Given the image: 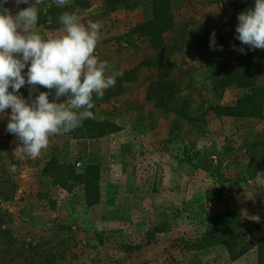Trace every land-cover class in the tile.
<instances>
[{"label": "rangeland", "instance_id": "rangeland-1", "mask_svg": "<svg viewBox=\"0 0 264 264\" xmlns=\"http://www.w3.org/2000/svg\"><path fill=\"white\" fill-rule=\"evenodd\" d=\"M32 2L5 7L15 15ZM154 2L173 21L164 33L152 24ZM37 7L32 30L44 36L59 34L64 11L102 23L95 54L123 76L102 99L94 95L91 119L119 130L54 135L29 158L7 131L11 109L0 114V264H259L256 245L235 259L225 245L200 241L232 208L254 223L243 226L248 243L264 238V185L256 176L264 173V108L217 113L234 112L264 86V50L237 39L245 10L230 0H69L64 7L43 0ZM30 90L26 84L18 95L29 99ZM46 91L37 86L31 99ZM62 164L96 176L97 204H87V183L51 177Z\"/></svg>", "mask_w": 264, "mask_h": 264}, {"label": "clouds", "instance_id": "clouds-1", "mask_svg": "<svg viewBox=\"0 0 264 264\" xmlns=\"http://www.w3.org/2000/svg\"><path fill=\"white\" fill-rule=\"evenodd\" d=\"M54 2L64 7L69 0ZM8 3L9 0H0V114L11 109L7 131L19 141L15 151L36 158L47 149L51 136L74 131L84 120L94 118V95L102 99L123 72H109V62L95 54L102 38L100 21L85 24L76 13L64 11L58 17L62 26L59 34L44 36L32 30L39 19L37 5L43 0H33L15 15L5 7ZM14 3L19 7L29 4V0ZM237 18L236 33L241 44L250 50H264V0H255L254 7ZM48 23H52L51 17ZM238 51L243 53L244 49ZM26 84L31 86L29 99L18 95ZM37 86L49 91L31 99ZM53 92L54 99L50 101ZM61 97L66 99L57 102ZM256 176L264 185V173L257 172Z\"/></svg>", "mask_w": 264, "mask_h": 264}, {"label": "trees", "instance_id": "trees-1", "mask_svg": "<svg viewBox=\"0 0 264 264\" xmlns=\"http://www.w3.org/2000/svg\"><path fill=\"white\" fill-rule=\"evenodd\" d=\"M231 3L236 8L244 9L245 11L254 7L255 0H242L233 1ZM154 19L152 24L157 27V32L164 33L169 27L173 26V21L167 12H164V7L160 5V2H154ZM255 71L252 73L259 74L261 71V63L255 65ZM243 77V76H241ZM245 78H241L238 84H242ZM250 81L247 80L244 82V86H249ZM252 87L253 85L250 84ZM250 93L246 94L241 98L232 112L228 109V112L217 111L219 115L227 114L232 116H251L254 111L258 109L261 110L264 108V86L258 88H253ZM262 96V98H260ZM258 98V99H257ZM250 107V108H249ZM119 126L113 122L104 121L98 122L92 119H86L83 121L82 126L76 128L71 133H76L81 137L86 138H101L108 134L117 132ZM53 166L48 165L45 168V174L50 175ZM67 170H66V169ZM65 175L74 177V181L78 183L85 182L86 184V201L88 205L97 204L100 201V191L99 184L97 183L96 176L93 175L90 171L85 170L83 172L76 171L71 164L66 165L62 164L58 168L56 174L52 173L51 177L56 179H62L64 181ZM246 224H254L252 221L248 220L237 209H230L225 217H218V220L207 230L206 234L201 238V243L205 247H213L218 244L225 245L232 253V257L237 259L244 254H246L253 246L258 247L259 253V264H264V238L259 239L256 243L251 244L246 240L248 229H244L243 226ZM257 229H260L261 226H255ZM163 232L164 230H158Z\"/></svg>", "mask_w": 264, "mask_h": 264}]
</instances>
